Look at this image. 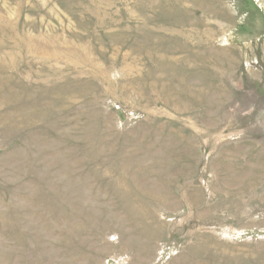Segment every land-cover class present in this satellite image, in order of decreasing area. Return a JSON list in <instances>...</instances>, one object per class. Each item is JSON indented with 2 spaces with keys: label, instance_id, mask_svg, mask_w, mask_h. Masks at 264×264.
<instances>
[{
  "label": "rangeland",
  "instance_id": "1",
  "mask_svg": "<svg viewBox=\"0 0 264 264\" xmlns=\"http://www.w3.org/2000/svg\"><path fill=\"white\" fill-rule=\"evenodd\" d=\"M0 264H264V0H0Z\"/></svg>",
  "mask_w": 264,
  "mask_h": 264
}]
</instances>
